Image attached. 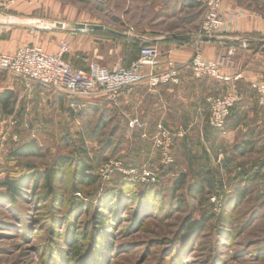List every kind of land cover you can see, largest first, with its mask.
Masks as SVG:
<instances>
[{
	"label": "rangeland",
	"instance_id": "374dc122",
	"mask_svg": "<svg viewBox=\"0 0 264 264\" xmlns=\"http://www.w3.org/2000/svg\"><path fill=\"white\" fill-rule=\"evenodd\" d=\"M46 2L50 9L28 16L41 13L51 24L97 23L121 32L134 27L144 32L147 26L167 33L183 22L180 12L168 9L165 0ZM10 86L15 87L17 103L11 116L0 119V133L6 135L0 144V184L28 168L51 169L62 157L90 165L100 182L82 184L75 166L58 175L53 195L41 181L31 183L24 198L9 202L0 188V264H264V185L251 180L244 201L238 204L237 196L231 198L244 188L235 167L261 159L258 163L264 165V158L245 156L237 162L229 156L225 159L230 162L206 166L201 172L171 168L148 160L140 150L133 154L129 124L119 121L113 101L72 100L3 71L0 89ZM16 86L32 92L26 96ZM30 142L39 145L42 157L10 156ZM146 143L148 148L153 145L152 140ZM145 165L154 169V181L142 177ZM131 168L138 174H128ZM263 168L258 180L264 179ZM235 177L240 182L235 184ZM218 191L221 205L210 197ZM99 212H105L107 225L97 231ZM194 223L197 232L187 235L186 227ZM73 232L82 233L87 241L74 244ZM96 243L101 247L97 249ZM70 245L80 253L72 262L65 252Z\"/></svg>",
	"mask_w": 264,
	"mask_h": 264
},
{
	"label": "crops",
	"instance_id": "0c3cea01",
	"mask_svg": "<svg viewBox=\"0 0 264 264\" xmlns=\"http://www.w3.org/2000/svg\"><path fill=\"white\" fill-rule=\"evenodd\" d=\"M165 3L170 4L168 9L172 11L176 8L180 12L179 16L183 17L179 28L161 33L147 29V26L144 32L134 27L133 34H130V28L121 32L97 23H75L68 26L57 21L51 24L41 13H36L38 16L35 17L28 16L34 11L50 9L46 0H15L8 11L0 10V16L3 17V20L0 18V55L15 54L19 48L33 44H38L48 54H54L59 51L61 42L65 41L69 46L66 60L78 69H87L88 63L94 61L108 69L126 68L138 58L134 52L127 54L128 47L136 42L141 46L143 43L138 39L140 37L144 44L156 46L160 51L155 71L165 70L167 62L172 61L179 69V81L176 84L161 85L154 91H150L147 84L130 87L121 91L113 100L119 121L129 124L130 138L134 141V145L131 144L133 154L140 150L146 153L148 160L160 161L154 146L148 148L145 144L146 141L153 140L158 126L162 125L173 135L174 163L168 167L178 169L181 166L184 170L201 172L209 165L219 167L218 164H222L226 161L225 157L229 156L236 157L237 162L245 156L264 158V108L258 105L257 94L251 87L253 83L264 80V66L256 52L259 44L264 41V0H223L222 16L234 13V21L221 32L217 41H203L200 44L206 60L223 59L224 75H241L238 80L230 82L195 79L189 66L196 46L194 41L183 43L166 40L173 34L194 37L202 22L204 10L201 2L165 0ZM196 4L201 7L191 6ZM160 5L162 7L159 10H162L163 5ZM2 12L6 13L2 16ZM242 39L249 41V49L231 54L230 49ZM16 87L26 96L27 92H32L28 88ZM14 88L10 86L6 90ZM3 91L1 88L0 93ZM228 94L237 95L238 102L228 117L224 130H213L209 125L207 101L210 97ZM93 99L108 102L105 96ZM1 117L0 114V119ZM134 119L139 121L141 127H130ZM210 161H213L212 164ZM226 162L230 160L227 159ZM258 162L235 167L238 169L237 174L242 176L239 179L244 180L243 187L250 184L251 180L264 185V179L257 178L259 168L264 165H259ZM252 173H255L253 178ZM239 179L235 177L233 182L236 184L240 182ZM236 196L238 193L235 191V196L231 198ZM210 197H217L220 205L222 204L221 192Z\"/></svg>",
	"mask_w": 264,
	"mask_h": 264
},
{
	"label": "built area",
	"instance_id": "2783aa9c",
	"mask_svg": "<svg viewBox=\"0 0 264 264\" xmlns=\"http://www.w3.org/2000/svg\"><path fill=\"white\" fill-rule=\"evenodd\" d=\"M199 1L204 6V13L201 25L193 37L196 46L189 63L193 76L195 79L208 78L222 82L238 80L241 75L232 77L222 73L224 66L222 58L206 60L200 46L204 37L217 39L228 24L234 21L236 14L222 16L223 0ZM14 4L15 0H0V10L8 11ZM129 31L130 34H133L134 29ZM34 33V30H32V34ZM138 39L143 43L139 58L128 68L108 69L94 61L88 63L86 70L78 69L65 59L69 46L64 41L61 42L59 51L54 54H48L38 44H33L19 48L15 54L0 55V70L57 94L78 99L105 96L108 100L113 101L121 91L137 85L147 84L149 90L154 91L161 85L178 83L179 69L175 63L168 61L165 70L155 71V63L160 57L159 49L156 46L144 44V40L140 37ZM249 45L248 40L242 39L237 46L230 49V53L234 54L238 50H248ZM256 52L261 57L264 66V41L259 44ZM251 87L257 94L258 105L264 108V80L253 83ZM207 102L210 127L216 131H223L232 109L238 102L237 95L228 94L210 97ZM9 123L14 126L16 121L12 119ZM0 125H2V121H0ZM130 127L141 126L139 121L134 119L130 123ZM11 138L14 141L18 140L17 135H13ZM5 141L6 135L0 133V144ZM152 141L154 148L160 153L162 164L164 166L172 165L174 156L172 155L173 135L171 132L159 125L158 132ZM118 165L121 166L119 163ZM138 172L137 169L131 168L128 174L137 175ZM141 172L144 179L155 180L154 169L145 165L141 168ZM211 201L220 205L217 197H212Z\"/></svg>",
	"mask_w": 264,
	"mask_h": 264
},
{
	"label": "trees",
	"instance_id": "16d2710c",
	"mask_svg": "<svg viewBox=\"0 0 264 264\" xmlns=\"http://www.w3.org/2000/svg\"><path fill=\"white\" fill-rule=\"evenodd\" d=\"M191 6L201 7L200 4L191 5ZM203 10H204V6H203ZM112 34H115V33H112ZM141 47L142 45L140 46L137 42L133 43L130 47H128L127 54L130 55L131 52H134L135 54H137V57L139 58ZM65 59H67L66 56H65ZM1 73H3V71L0 70V74ZM69 98H71L72 100L78 99L74 97H69ZM16 103H17V97L14 91L4 90L2 93H0V114L3 116L4 115L11 116L14 112V106L16 105ZM10 156L19 158V159L20 158L42 157L43 151L36 142H30V143L23 144L22 146H20L19 148L11 152ZM75 166H77L76 171H75L77 174V178L81 180L80 182H82V184L88 183L90 185H93V184H97L98 182H100V178L97 175L92 174L93 168L90 165H87V164L85 165L79 161L72 159L71 157H68V158L62 157L55 162L54 166L51 169L38 172V171H35L34 168H28L24 170L23 172L17 173L14 178L10 179L9 177L8 179H6L4 182L0 184V188L3 190V197L6 198L9 202H15L18 198H24L25 193L28 190L31 183L38 184L41 181L44 182V186L48 189L50 194L53 195L55 191L53 184L57 181L58 175L63 174L64 172H66L67 170ZM184 182L185 181L182 178L181 183H184ZM150 191L147 192V194L152 193ZM198 192H203V191L198 190ZM236 192L238 193V196H237L238 204H240L250 195V192L249 190H247V187H244L242 189H237ZM106 208L108 209L109 207H106ZM99 213L100 214L95 220L96 225L99 226L97 227L98 229H96L97 231H99L100 228L104 229L105 225H107L106 223L107 219H106L105 212L104 213L99 212ZM197 226L198 225L194 223V224H191L189 227H186L187 235L195 234L198 230ZM83 236L84 235H82V233L79 234L78 232H73L71 234L70 240L74 244H76L78 241H82V242L87 241L86 237H83ZM73 243H70V244H73ZM97 245H98V247H96L97 249L101 247V244H97ZM75 247L76 246L70 247L69 251L65 250V252L68 253V256H71L70 257L71 262L76 261V256L80 255V253L77 252L76 249H74ZM94 253L95 251H93V254Z\"/></svg>",
	"mask_w": 264,
	"mask_h": 264
},
{
	"label": "water",
	"instance_id": "95a60500",
	"mask_svg": "<svg viewBox=\"0 0 264 264\" xmlns=\"http://www.w3.org/2000/svg\"><path fill=\"white\" fill-rule=\"evenodd\" d=\"M81 28H84V26H81ZM100 29H103L102 27H100ZM166 40H172V41H179V42H183V43H190L192 41H194L193 36L190 35H185V34H173L169 37H167ZM203 41H217L216 38H210V37H204L202 39Z\"/></svg>",
	"mask_w": 264,
	"mask_h": 264
}]
</instances>
